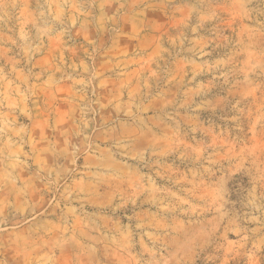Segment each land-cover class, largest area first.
<instances>
[{
	"label": "rangeland",
	"instance_id": "1",
	"mask_svg": "<svg viewBox=\"0 0 264 264\" xmlns=\"http://www.w3.org/2000/svg\"><path fill=\"white\" fill-rule=\"evenodd\" d=\"M0 264H264V0H0Z\"/></svg>",
	"mask_w": 264,
	"mask_h": 264
}]
</instances>
